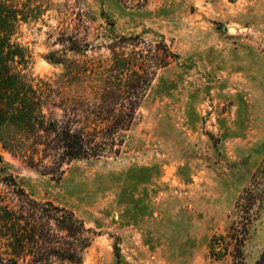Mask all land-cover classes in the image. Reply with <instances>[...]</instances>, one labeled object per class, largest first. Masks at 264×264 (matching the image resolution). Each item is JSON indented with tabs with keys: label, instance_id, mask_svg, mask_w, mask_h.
<instances>
[{
	"label": "rangeland",
	"instance_id": "1",
	"mask_svg": "<svg viewBox=\"0 0 264 264\" xmlns=\"http://www.w3.org/2000/svg\"><path fill=\"white\" fill-rule=\"evenodd\" d=\"M47 1L38 20L13 29L29 54V96H49L45 112L57 117L62 110L50 98L73 99V126L99 140L100 117L118 114L123 101L105 96L91 72L109 52L68 55L88 68L68 76L66 64L47 57L59 48L48 33L65 26L63 12L75 0ZM85 2L98 17L94 27L105 12L116 34L163 39L178 57L158 71L121 144L72 160L59 177L0 146V173H12L35 199L74 210L97 232L81 263L61 264H227L231 257L215 259L209 245L237 219L249 188L258 199L244 263L264 264V0Z\"/></svg>",
	"mask_w": 264,
	"mask_h": 264
},
{
	"label": "trees",
	"instance_id": "2",
	"mask_svg": "<svg viewBox=\"0 0 264 264\" xmlns=\"http://www.w3.org/2000/svg\"><path fill=\"white\" fill-rule=\"evenodd\" d=\"M47 2L0 0V146L41 172L59 177L63 166L72 160L92 158L106 146L121 144L123 131L129 130L158 71L178 54L163 39L149 41L140 34H116L114 22L105 12L94 27L98 17L85 0H75L63 12L65 26L48 33L52 46L59 48L50 50L47 57L66 64L67 75L74 76L86 73L88 68L68 55H86L90 50L105 48L109 56L102 59L104 64L92 67V75L105 96H123L118 114L100 117L105 120L106 130L96 140L73 126L78 110L73 99L50 98L55 108L62 110L57 117L53 110L45 112L49 96H29L31 90L24 73L29 54L13 40V29L20 22L38 20L48 10ZM57 12L61 14L62 10ZM90 28H96L95 32ZM80 67L81 72L77 70ZM0 164L1 171L6 169L1 153ZM0 184L8 189L0 190V264L81 263L85 259L97 232L82 217L64 205L33 198L10 172L0 173ZM248 194L254 196L253 203ZM242 199L245 203L237 210V219L227 233L215 235L209 245L215 259L231 257L227 264H245L244 246L256 219L252 212L258 199L254 190H245L239 201Z\"/></svg>",
	"mask_w": 264,
	"mask_h": 264
},
{
	"label": "bare ground",
	"instance_id": "3",
	"mask_svg": "<svg viewBox=\"0 0 264 264\" xmlns=\"http://www.w3.org/2000/svg\"><path fill=\"white\" fill-rule=\"evenodd\" d=\"M231 30H232V28H231Z\"/></svg>",
	"mask_w": 264,
	"mask_h": 264
}]
</instances>
